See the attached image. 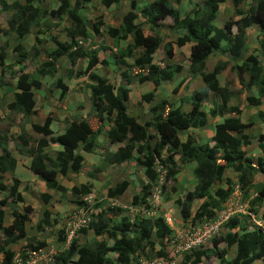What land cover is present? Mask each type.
<instances>
[{"label": "trees", "instance_id": "obj_1", "mask_svg": "<svg viewBox=\"0 0 264 264\" xmlns=\"http://www.w3.org/2000/svg\"><path fill=\"white\" fill-rule=\"evenodd\" d=\"M57 1L52 16L58 20L65 18L70 21V40L55 41L56 47L46 51L48 59L39 64L35 74H31L25 71L22 61L32 60L40 51L36 43L24 48L20 41L31 33L33 26H38L39 20L49 11L39 6L40 0H14L11 3L0 0V10H14L7 18V27H0V38L5 40V43L0 44V66L19 65L16 91L7 107L21 113L24 118L36 115L42 119L41 123L30 124L31 131L41 137L33 140L23 126L16 139V147L20 154L29 157V170L44 183L46 189L61 194L69 190L81 203L82 197L91 192V185L83 183L68 189L58 181V175L68 177L78 174L85 161L81 152H95L99 146L97 138L102 135L108 144L119 145L114 152L105 153L111 164L132 160L143 170L147 183L142 185L141 193L133 194V205L147 206L160 173H163L165 180L175 181L180 169L177 164L179 161L183 165L192 164L194 178L193 188L184 193L183 199L176 200L179 215L184 222L210 219L215 215L233 190V180L225 176L227 169L235 174L237 182L242 186L250 182L255 174L261 175L262 180L254 181L256 195L250 203V210L256 215L258 210L254 207L264 205V156L252 158L247 153L246 146L250 144L247 129L254 124V119L241 120V108L228 104L232 93L225 85L220 84L218 74L232 62L239 82L243 84V75H246V85L257 91V96H254L248 94L246 89L241 90V93L237 92L238 96L242 95L246 106L258 107L261 104L264 97V0H251L248 12L240 7L244 0H230L235 15L239 17L235 20L228 19L222 26L215 24L217 8L218 4L227 0H202L191 8L192 0H187V3L183 0H147L145 3L136 0H100L105 8L129 1V8L122 15L118 27L110 24L104 30L115 41L130 40L127 54L132 62H121L127 64L126 69L118 68L123 81L121 84L111 82L107 76L96 71L99 64L103 66L110 61L100 58L94 49L90 50L84 69H74L78 59L84 56L77 48L74 38H86L91 33H99L102 26L100 17L91 26L85 16V6L92 0ZM182 5H186L187 9H183ZM143 23L148 29L147 33ZM251 25L256 26L258 34L256 46L249 51L247 32L252 31ZM163 28L172 33L182 30L175 41L165 44L166 59L174 56V44L181 47L190 43L188 73L200 76L204 86L191 93L186 110L181 109L180 105L172 107L171 102L162 98L149 107L150 114L147 118H141L128 110L127 102L131 94L128 85L134 80L139 84L152 83L151 91L140 94L141 100L151 103L158 93L161 81L171 82L181 72L179 65L166 63L162 66L154 61V53L162 41L159 32ZM10 32L15 34L13 43L8 40ZM39 32L40 29L35 31V42L39 41ZM247 49L249 53H246ZM8 50H11L10 60L7 59ZM217 50H222L227 60L219 61L213 69L207 70L206 60ZM61 56L69 59L71 67L67 73L70 79L82 74L88 78L91 113L64 118L62 132L55 133L50 125L58 120V109L69 110L64 97L70 86L60 77L55 80L54 86L58 88L56 105L44 101L47 95L36 91L42 85L40 78L54 76V61ZM182 82L178 83L179 86ZM177 91V87L172 89L173 93ZM209 95H213L212 106H208ZM214 97L218 103L214 101ZM217 117L221 121L214 122L211 137L203 140L204 137L198 138L190 131L207 127L209 121ZM256 117L264 122V111H257ZM106 125L108 128L105 129ZM5 140L7 135L0 132V192H4V196L0 198V254L3 255L2 264H10L13 256L10 247L26 237V224L30 220L32 207L25 205L21 211L15 205L23 202L17 178L13 177L11 184L5 182L4 174L13 172L17 163L4 143ZM50 143L60 146L52 156L46 150ZM259 147L262 149L263 145L260 144ZM129 184L130 181L125 178L116 182L107 188V196H121ZM162 187L165 189V184ZM167 189L169 192L175 191L172 184ZM40 196L45 202L51 197L47 192H42ZM195 200L199 204L193 210ZM10 203H13L10 213L12 219L6 224L5 207ZM114 210V207H108L95 212V219L79 230L83 235L90 230L94 237L82 242L78 236L72 238L66 251L53 255L48 264H143L142 257L150 259L154 256H167L165 243L172 228L162 215H139L131 222L127 215L116 219ZM246 217L240 214L230 217L224 223L226 231L213 240L211 247L190 250L180 264H201L203 258L209 259L211 256L218 258L219 264H254L257 260L264 261V226L255 225L250 228ZM262 219L264 220V210ZM41 220L45 226L51 225L47 210L43 211ZM36 228H40V225L37 224ZM103 234H108L112 240L110 244L105 239H96ZM58 239L61 241L63 238L59 235ZM220 242L226 247L219 249ZM28 246L32 252H38L45 243L29 242ZM229 248H233L231 257L228 256Z\"/></svg>", "mask_w": 264, "mask_h": 264}, {"label": "rangeland", "instance_id": "obj_2", "mask_svg": "<svg viewBox=\"0 0 264 264\" xmlns=\"http://www.w3.org/2000/svg\"><path fill=\"white\" fill-rule=\"evenodd\" d=\"M11 3L14 0H7ZM23 1V0H19ZM139 3H145L147 0H136ZM187 0H183L186 2ZM202 0H192V5L189 7L196 6L198 3H201ZM57 0H40V7L48 10L49 12L45 14V16L39 20L38 26H33L31 29V33L24 36L20 43L24 48H29L33 43H36L37 49L40 53L37 57L32 60H23L22 64H24L25 71L30 72L31 74L36 73V69L41 64L42 61L48 59L46 55V51L52 50L56 47L55 41L58 42H67L69 41V31L72 28L70 21L67 19L58 20L56 17L52 16V11L57 6ZM196 4V5H194ZM252 4L251 0H244L240 7L244 12H248L250 5ZM84 9L85 16L88 19L89 24L92 26L93 22H96L100 17L102 26H100L99 33H91L88 37H75L74 40L77 41V48L84 53V56L79 58L77 64L74 66V69L83 70L86 66V62L88 59V55L90 54V50L94 49L97 51L98 56L100 58H104L109 60V64H104L101 66L100 64L96 67V71L99 74L107 76L109 80L115 84H121L123 81L120 78V72L118 68H127V63H131L132 59L128 57L127 54V45L130 44V40H118L115 41L112 36H109L105 33V28L107 25H114L118 27V24L121 20L122 15L129 8V1H124L118 5H113L109 8L103 7L100 0H92ZM186 5H182V8L185 9ZM187 9V7H186ZM13 9L2 11L0 10V27H7L6 21L7 18L13 13ZM217 19L215 20V24L217 26H222L224 22L228 19L235 20L239 16L235 15L234 7L230 0H227L223 3L218 4L217 8ZM253 25V24H252ZM256 27V26H252ZM145 32L147 33V28L143 23ZM37 29H40L38 34L39 41L35 42L34 34ZM256 29V28H255ZM182 30H177L176 32H170L168 29L163 28L160 30L159 34L162 38L161 44L159 45L157 51L154 53V61L155 63L161 65H165L166 63L170 65H179L181 66V72L176 75L173 81H162L161 86L158 87V93L154 96L153 101L151 103H147L140 99V94L151 91L153 89V85L150 82H145L139 84L136 80H134L128 87L131 89V99L127 102L128 110L132 113L138 114L141 118H147L150 114L149 107L155 104L162 98L171 102L172 107L176 105H180L181 109L185 110L189 106V100L191 93L197 89L198 81L197 75L191 76L188 73L189 67V45H183V47H178L175 44L173 45V51L175 50V54L171 59H166L165 54V44L168 41H175L179 33ZM15 38V34L10 32L8 35L9 43H13ZM257 38V37H256ZM253 36H250V47L249 51L254 48L256 44V39ZM4 38H0V44L5 43ZM11 50H8L7 59H11L12 55L10 54ZM215 54H212L207 59V70L213 69L215 61L218 63L219 61H223L225 57V53L222 50L215 51ZM248 49H247V52ZM257 53V52H256ZM259 55L261 53L259 52ZM227 56V55H226ZM227 59V58H226ZM125 61L124 64L121 63ZM159 62V63H158ZM54 65L56 68L54 76L51 77H43V88L41 89L44 95L52 98V103L58 104L57 94L58 88L54 86V82L59 77L65 81V83H69L72 88L69 89L68 93L64 97V101L68 103L69 110L58 109L56 115L58 117V128H56L59 132L60 129L64 127V118L70 117L72 118L75 114L85 116L86 112L88 114L91 113L89 107V89L87 87L88 78L82 74L77 77H73L70 79L67 73L69 69L70 62L66 56H61L57 60L54 61ZM162 65V66H163ZM234 64L229 62V69L221 75V80L223 84L231 91V104L238 105L241 108V120L247 121L249 119H254V124L247 129V134L250 139V144L246 146L247 153L252 158H256L258 155L264 156V122L260 121L256 115L257 107H250L244 104V100L242 95L239 97L238 94L241 93V90H245L248 94H255V91L251 90L252 87H248L246 85V75H243L244 82L241 83V86L238 84L239 80L236 76V72L234 70ZM19 65H12L11 67H3L0 66V132L7 135V140L4 141L8 150L11 154L16 158L18 162V172H6L4 174L5 182L7 184H11L12 178L15 177L19 180V192L23 197L22 203H15L20 210H23L25 205H29L32 207V212L30 213V220L26 224V232L27 235L25 238L18 240L15 244L11 245L10 251H12L13 256L10 264L14 261V259H18L22 261L23 264H48L53 255H57L59 253H63L68 248L69 242L74 237H79L80 242L83 240H90L94 237V233L92 231H87L86 235L80 234L79 230L81 228L87 227L90 221L94 220V213L98 210L107 209L108 207H114L116 210V219L127 215L131 222L139 215H147L148 217H152L154 215H162L164 217L165 214L171 215L174 218V224L171 226L172 233L168 235L165 246L167 249V256L163 257H152L147 259L145 257L141 258L143 264H157L155 261H160L163 259L164 264H180V262L184 259V255L189 252L182 251L178 249L177 243L173 240L175 238V231L180 230L182 228L190 227H200L204 228L205 223H212L215 221L218 212L225 208L224 204L227 201H235L233 199V191L236 186L239 187L240 190V199L237 202L238 205H242L243 212L238 213L240 215L247 216L246 222L248 223V227L252 228L255 225L264 226V220L262 219V212L264 210V205H259L254 207L255 210H258L257 214H252L250 210L252 208L251 201L255 198L256 195V185H254V181L262 180L260 174H255L254 178L248 182L246 185L242 186L239 182H237V178L235 174L227 169L225 172V176L230 177L233 180V190L232 192L225 198V200L221 203L220 208L216 210L215 215L208 219L203 218L200 221L184 222L179 215V208L176 204L177 199H183L184 193L188 190H191L194 186V178L192 174V164L186 163L181 164L179 161L177 162L178 166H180L178 174L175 176V181H167L163 173L159 174V180L157 184L161 187L159 203L156 206L144 204L133 205L131 203L133 194L141 193V187L144 183H147L146 178L143 175V170L141 167L135 165V163L130 160L126 161L127 164H123L122 167L118 164H111L106 154L107 143L104 141L105 139L101 138V142L99 146L96 147L95 152H83L86 155L87 160L84 161L83 167L80 169L78 174H71L68 177L58 175V181L62 185H71L79 186L83 183H89L91 185V192L82 197V202H78V197L71 195L69 190L65 194H61L57 191H52L45 189L47 193L51 195L50 199H47L45 202L44 199L41 198L40 189L44 191L42 188V184L40 182H33L32 176L26 173V167L29 165V157L20 154L17 150L16 144L18 139V135L20 134V128L24 125H27L30 129L31 135L30 137L33 140L37 138L32 135V131L30 128V123L33 121V117L36 115L28 116V118L21 117V113L16 111L9 110L7 104L12 101L13 94L16 91V81ZM209 67L211 69H209ZM200 77V76H199ZM201 79V78H199ZM183 81L180 86L179 82ZM238 81V82H237ZM240 83V82H239ZM177 87L178 91L176 93L172 92V89ZM256 89V88H255ZM241 91V92H240ZM38 93V91H36ZM237 92H239L237 94ZM139 93V94H138ZM209 99V98H207ZM180 104H179V102ZM178 103V104H177ZM54 105V104H52ZM262 107L264 108V98ZM243 115V117H242ZM97 123L95 124L96 127ZM104 128H108V126H104ZM207 127L202 129H191L195 134H199L198 138H203V140L211 137V132H204V136L201 135V132L206 130ZM201 131V132H198ZM213 130V127H212ZM27 131V130H26ZM213 132V131H212ZM37 134V133H34ZM40 135V134H37ZM263 135L261 138L260 136ZM41 137V135H40ZM183 138V135L181 136ZM261 139V140H260ZM33 142V141H32ZM263 145L261 149L259 145ZM60 149V146L54 143H50L49 147L46 149L47 153L51 156L54 154L56 150ZM106 153V154H105ZM176 159L178 157L176 156ZM116 165V166H115ZM17 166V164H16ZM158 169V167H157ZM31 176V177H30ZM36 177V176H35ZM37 178V177H36ZM128 179L130 181L129 186L126 191L117 198H110L107 196V188L109 186L114 185L116 182L121 181L122 179ZM160 178L162 184H160ZM225 178V177H224ZM38 179V178H37ZM225 180V179H224ZM223 182V181H222ZM165 184V187L169 188L172 184L175 187V191H170L166 188L163 189L162 185ZM225 185V182L223 183ZM69 189V188H68ZM4 196V192H0V198ZM10 202V200H8ZM5 207L6 216L5 223L9 224L11 221V207L13 203H10ZM155 204V203H154ZM199 204L198 200H195L193 203V210ZM44 210H47L49 213V220L51 221V225L45 226L42 223L41 216ZM40 225V228H36L37 224ZM61 230V232H59ZM226 231L224 227V223L221 224L218 230L214 233H211L208 236V240L205 243L201 244L197 248H209L213 244V240L221 236ZM61 235L63 238L59 241L58 237ZM108 235V234H107ZM106 234L102 236H97L96 239L102 240L105 239L108 244L111 243V239ZM34 238V240H32ZM35 241H44L45 246L39 250L38 252H32L31 248L28 246V243L34 244ZM226 245L223 242L218 244V248H225ZM233 255V248L228 249V256ZM3 255L0 254V264H2ZM68 264H74L73 262H69ZM201 264H219V259L215 256H211L209 259L203 258ZM254 264H264L263 260H257Z\"/></svg>", "mask_w": 264, "mask_h": 264}, {"label": "built area", "instance_id": "obj_3", "mask_svg": "<svg viewBox=\"0 0 264 264\" xmlns=\"http://www.w3.org/2000/svg\"><path fill=\"white\" fill-rule=\"evenodd\" d=\"M160 184H162L160 178ZM161 187L156 184L153 186L152 191L148 198V205L156 206L159 203ZM233 199L235 201H227L224 206L225 208L221 209L218 212V215L214 222L205 223L204 228L200 227H186L180 230L175 231L174 242L177 243L178 249L182 251L192 250L195 247L200 246L208 240V236L211 233H214L218 230L219 226L225 223L230 217L237 215L238 213L243 212L242 205H238L237 202L240 199V190L239 187L236 186L233 191ZM155 203V204H154ZM164 221L172 226L174 224V218L171 215L165 214ZM157 264H164L163 259L160 261H155ZM12 264H23L22 261L18 259H14Z\"/></svg>", "mask_w": 264, "mask_h": 264}, {"label": "crops", "instance_id": "obj_4", "mask_svg": "<svg viewBox=\"0 0 264 264\" xmlns=\"http://www.w3.org/2000/svg\"><path fill=\"white\" fill-rule=\"evenodd\" d=\"M257 34H258V30H256L254 27H252V31L251 32H247V36H248V39L250 38V36H253V37H257ZM185 45H187V44H185ZM184 45V46H185ZM189 45V48H190V44H188ZM249 46H250V44H249ZM256 46V44L254 45V47ZM181 47H183V46H181ZM175 50H174V54H175ZM189 52H190V50H189ZM212 54H215L216 55V52H214V53H212ZM211 54V55H212ZM211 55H209V57L211 56ZM208 59V58H207ZM224 60H227L226 58H224ZM159 63V62H158ZM206 63H207V60H206ZM161 65H163V64H161ZM216 65V61H215V63H214V65L212 66V68L214 67ZM229 65V64H228ZM206 67H207V65H206ZM229 66H227V68H225L222 72H220L219 74H218V80H219V82H220V84L221 85H224L223 84V82H222V80H221V75L222 74H224V72H226V70H228L229 68H228ZM209 69H211L210 67H209ZM43 78V77H42ZM197 79H195V80H197L198 81V87H197V89L198 88H200V87H202V86H204V84H203V82H202V80L201 79H199L200 77L199 76H197L196 77ZM41 80V83H42V85H41V87L37 90L39 93H41L42 94V91H41V89L43 88V80L42 79H40ZM162 82V81H161ZM238 82V81H237ZM67 85H69V83H66ZM162 84V83H161ZM161 84L159 85V87L161 86ZM238 84L241 86V83H239L238 82ZM70 86V85H69ZM70 88H72V86H70ZM253 89H251V90H253V91H255V94L253 93L252 95H254V96H257V91H256V89L254 88V87H252ZM139 94V93H138ZM132 97H131V95H130V98L129 99H131ZM263 98L264 97H262V102H261V104L257 107L258 109H257V111H259V110H261V111H264V108L262 107V103H263ZM44 101H46V102H49V104L51 105V104H54L55 105V103H52L53 101H52V98L51 97H44ZM214 101H216V98L214 97ZM179 102V101H178ZM207 102H208V106H212L213 105V95H209V99H207ZM217 102V101H216ZM218 103V102H217ZM232 102H231V100H229V102H228V104L229 105H235V104H231ZM178 104V103H177ZM179 104H180V102H179ZM39 105H41V104H39ZM186 110V109H185ZM256 111V112H257ZM21 117H22V115H21ZM242 117H243V115H242ZM255 117H256V115H255ZM221 121V118L219 117H217V118H214L213 120L211 119L210 121H209V124H208V126H207V129L206 130H204V131H199L198 130V132H201V135L202 136H204V132H206L207 131V133H209V132H211V135H212V127H214V122H216V123H218V122H220ZM244 121V120H243ZM42 122V119L40 118V117H38V116H34L33 117V121L31 122V123H41ZM30 123V124H31ZM24 128L27 130V132L31 135V132H30V129H29V127L27 126V125H24ZM30 128H31V126H30ZM50 128L56 133V132H59L56 128H58V120L57 121H53L52 122V124L50 125ZM64 128V127H63ZM21 129V128H20ZM62 130L63 129H60V132H62ZM59 132V133H60ZM195 134V133H194ZM32 135L34 136V137H36L37 139L38 138H40V135H37V134H34V133H32ZM196 136H200L199 134H196ZM205 136H207V135H205ZM204 136V137H205ZM101 138H103V139H105L104 141L107 143V140H106V138L105 137H103L102 135H100L98 138H97V141H98V143H100L101 142ZM107 145H108V147H107V150L108 151H111V152H114L116 149H117V147L119 146L118 144H115V145H110V144H108L107 143ZM82 153V155L84 156V160H87L88 158H86V155L83 153V151L81 152ZM17 164V166L15 167V172H18V162L16 163ZM123 164H127V162L126 161H124V162H122V163H120V164H118L119 166H120V168H121V166L123 165ZM116 166V165H115ZM122 167H124V166H122ZM26 173H28V174H30L31 176V178H32V180L31 181H33V182H40L41 184H42V188L44 189V191L42 190V189H40V191H42V192H47V191H45V189H46V187H45V185H44V183L38 178H36L37 176L36 175H34L30 170H29V168L28 167H26ZM36 176V177H35ZM65 187H67V188H70V186L71 185H64Z\"/></svg>", "mask_w": 264, "mask_h": 264}, {"label": "clouds", "instance_id": "obj_5", "mask_svg": "<svg viewBox=\"0 0 264 264\" xmlns=\"http://www.w3.org/2000/svg\"><path fill=\"white\" fill-rule=\"evenodd\" d=\"M170 226V225H169ZM171 227V226H170Z\"/></svg>", "mask_w": 264, "mask_h": 264}]
</instances>
